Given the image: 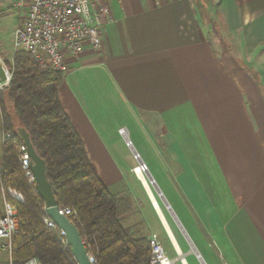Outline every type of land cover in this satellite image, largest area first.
<instances>
[{
	"label": "crops",
	"instance_id": "0c3cea01",
	"mask_svg": "<svg viewBox=\"0 0 264 264\" xmlns=\"http://www.w3.org/2000/svg\"><path fill=\"white\" fill-rule=\"evenodd\" d=\"M215 1L234 34L233 52L211 41L195 0L108 3L112 20L100 49L85 46L68 63L59 98L101 180L111 193L131 195L126 228L144 224L140 237L157 234L175 264H196L189 256L199 264H264V0ZM96 62L115 103L149 118L150 165L140 160L163 195L153 188L160 212L136 165L125 179L103 161L87 93L76 82L77 68ZM3 137L0 111V165ZM2 204L0 187V215Z\"/></svg>",
	"mask_w": 264,
	"mask_h": 264
},
{
	"label": "trees",
	"instance_id": "16d2710c",
	"mask_svg": "<svg viewBox=\"0 0 264 264\" xmlns=\"http://www.w3.org/2000/svg\"><path fill=\"white\" fill-rule=\"evenodd\" d=\"M10 84L0 91L3 140L0 187L13 188L24 203L9 199L17 211L19 229L13 236L12 264H77L69 247L59 242L57 226L48 227L45 205L19 164L22 144L18 128H25L47 164L57 205L67 215L95 264H149L148 239L140 237L144 224L126 228L123 217L134 211L128 192L113 194L99 177L85 144L65 112L59 89L64 73L42 72L25 52L6 62Z\"/></svg>",
	"mask_w": 264,
	"mask_h": 264
},
{
	"label": "built area",
	"instance_id": "2783aa9c",
	"mask_svg": "<svg viewBox=\"0 0 264 264\" xmlns=\"http://www.w3.org/2000/svg\"><path fill=\"white\" fill-rule=\"evenodd\" d=\"M112 1L114 0H12V7L21 10L23 14L14 33V48L27 53L40 71L64 73L68 63L77 58L85 46L94 50L100 49L104 28L112 20L107 6ZM10 79L9 74V80L0 85V91L9 86ZM11 137V133L6 134L3 140ZM130 144L127 140V145ZM134 158L140 161L138 155H134ZM19 164L28 182L35 186L31 159L23 145L19 153ZM139 172L145 176L149 173L146 164L137 165L134 169L137 177ZM1 192L3 213L0 215V254H7L9 264H12L13 236L19 229V220L9 199L24 203V197L13 188H1ZM60 213L67 216L71 211L60 209ZM44 222L48 227L56 226L49 217ZM59 231V242L64 248L69 247L66 234L60 229ZM148 242L151 248L149 264L173 262L157 234L150 235ZM88 259L90 264L96 263L93 256L88 255ZM27 264L40 263L32 260Z\"/></svg>",
	"mask_w": 264,
	"mask_h": 264
},
{
	"label": "rangeland",
	"instance_id": "374dc122",
	"mask_svg": "<svg viewBox=\"0 0 264 264\" xmlns=\"http://www.w3.org/2000/svg\"><path fill=\"white\" fill-rule=\"evenodd\" d=\"M216 2L215 0H195L197 7L195 16L208 31L211 41L216 46L225 45L227 49L233 52L235 49L234 34L228 31L230 28L227 27V24L225 25L222 17L223 13L218 10L219 3ZM22 16L21 10L12 7V0H0V61L6 69L5 63H12L13 55L17 52L13 40ZM246 45L247 50L253 46L251 43H246ZM98 63L85 65L84 68L87 69L80 71L77 68L76 75L80 77L81 82L79 80L76 82L81 83L87 93L88 103L86 109L90 114L93 128L103 149V161L105 158L108 169H117L124 174L125 179H129L132 175H130V169L135 165V168L139 165L134 155L137 154L140 159L150 165L149 157L145 152V148L148 149L145 144L148 139H145L143 134L146 126L150 127L151 125L148 122L149 118L145 116L135 117L131 108L125 109V106L115 103V99L111 96V90L106 86L108 81L105 69ZM68 71H71V68ZM74 79L77 80V76L72 81ZM120 129L124 130V136L119 131ZM127 140L131 143L130 146L127 145ZM135 168H133V173ZM129 223L131 221H125V217H123V225L126 226ZM163 239L165 237L162 236ZM161 244L171 260L177 257L174 251L170 252L167 249L164 242H161ZM188 258L190 263L194 259L195 263L199 264L195 256H189ZM0 264H9L7 254H0ZM176 264L181 263L177 262Z\"/></svg>",
	"mask_w": 264,
	"mask_h": 264
},
{
	"label": "water",
	"instance_id": "95a60500",
	"mask_svg": "<svg viewBox=\"0 0 264 264\" xmlns=\"http://www.w3.org/2000/svg\"><path fill=\"white\" fill-rule=\"evenodd\" d=\"M8 80L9 73L0 61V85L6 83ZM122 134L124 136V130H122ZM17 135L21 139L23 146L26 148L29 158L31 159V171L35 178V188L38 196L42 199L45 205V211L48 217L58 227V229L62 230L66 234V240L71 249V254L77 264H90L84 242L77 227L73 223H71L66 215H62L60 213L53 187L47 177V164L45 160L37 152V149L35 148L31 140L30 134L25 128H18ZM139 163L143 162L140 160ZM148 178L151 181L152 185H154L153 188L155 189L158 196L163 200V195L155 185V181L153 180V178ZM165 206L169 210H171L169 205L165 204ZM175 220L177 221V219ZM184 259V256L180 255L177 261H182Z\"/></svg>",
	"mask_w": 264,
	"mask_h": 264
},
{
	"label": "bare ground",
	"instance_id": "6f19581e",
	"mask_svg": "<svg viewBox=\"0 0 264 264\" xmlns=\"http://www.w3.org/2000/svg\"><path fill=\"white\" fill-rule=\"evenodd\" d=\"M138 178L143 183L144 188L146 189L147 193L149 194L151 200L153 201V205H154L155 209L158 212H160L161 210H160V207L158 206V204L156 203L157 199L155 197L154 190H153L154 185H152L151 181L148 180L147 175L145 176V174H142L139 172ZM181 256H183V255H181ZM184 261L185 260H182L181 262H184ZM171 264H175V263L171 262Z\"/></svg>",
	"mask_w": 264,
	"mask_h": 264
}]
</instances>
